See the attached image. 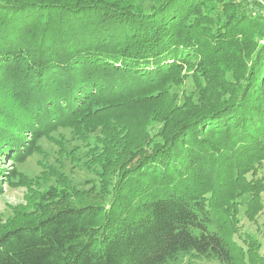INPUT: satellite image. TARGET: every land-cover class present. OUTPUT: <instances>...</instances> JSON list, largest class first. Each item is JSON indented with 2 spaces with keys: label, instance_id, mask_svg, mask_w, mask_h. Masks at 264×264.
<instances>
[{
  "label": "trees",
  "instance_id": "1",
  "mask_svg": "<svg viewBox=\"0 0 264 264\" xmlns=\"http://www.w3.org/2000/svg\"><path fill=\"white\" fill-rule=\"evenodd\" d=\"M59 129L83 160L57 140L38 177L0 168L26 189L0 264H264L240 225L264 213L256 0H0V163Z\"/></svg>",
  "mask_w": 264,
  "mask_h": 264
},
{
  "label": "rangeland",
  "instance_id": "2",
  "mask_svg": "<svg viewBox=\"0 0 264 264\" xmlns=\"http://www.w3.org/2000/svg\"><path fill=\"white\" fill-rule=\"evenodd\" d=\"M263 1L264 0H260ZM189 89L190 87L187 86ZM53 140L43 139L41 141V152L35 153L28 157L22 163H12L8 160L4 162V164L0 163V168H4V170H10L11 168L16 169L21 172L23 175L33 178L40 176L41 172H43L42 165L47 163L51 166H56V161L61 157L59 154V144L58 142L63 143V145L67 148L78 147L76 153L78 157L76 159L83 160V153L86 152V145L83 142L77 140V138L71 133L69 129H59L56 134H52ZM91 144H94V138L90 137L88 140ZM63 172L70 179L71 183L79 188L83 187V183L88 180H93L94 175L92 171L87 167V165L82 162L73 161L72 159H65ZM91 165V161L89 162ZM263 172L260 173V175ZM3 183V192L0 195V217L2 221H6L7 219L13 216L12 209L17 206H24L26 204L25 195L26 189L20 186H8ZM87 190L88 188H84ZM264 202V195L262 196ZM242 215V214H241ZM240 225L242 233H249L253 237H256L261 243V253L264 252V213H261L257 222L253 223L248 221L244 217H240ZM197 264H217L215 262H197Z\"/></svg>",
  "mask_w": 264,
  "mask_h": 264
},
{
  "label": "built area",
  "instance_id": "3",
  "mask_svg": "<svg viewBox=\"0 0 264 264\" xmlns=\"http://www.w3.org/2000/svg\"><path fill=\"white\" fill-rule=\"evenodd\" d=\"M261 6H262V10H263V14H264V2L260 1V0H256Z\"/></svg>",
  "mask_w": 264,
  "mask_h": 264
}]
</instances>
